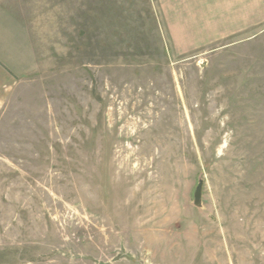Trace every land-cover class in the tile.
Instances as JSON below:
<instances>
[{"label":"rangeland","instance_id":"1","mask_svg":"<svg viewBox=\"0 0 264 264\" xmlns=\"http://www.w3.org/2000/svg\"><path fill=\"white\" fill-rule=\"evenodd\" d=\"M168 1L0 0V264H264V21Z\"/></svg>","mask_w":264,"mask_h":264},{"label":"crops","instance_id":"2","mask_svg":"<svg viewBox=\"0 0 264 264\" xmlns=\"http://www.w3.org/2000/svg\"><path fill=\"white\" fill-rule=\"evenodd\" d=\"M192 1V0H189ZM187 0H169L167 5L173 4L174 9H181ZM222 3L224 9L229 10L238 7L242 13L236 27L226 29V35H234V32L251 29L264 21V0H193L192 7L201 13L203 9H214V3ZM175 25L174 29H183L182 22ZM21 25L16 18L7 11L0 13V85L5 80L14 79L20 75L24 68H30L31 55L27 38L21 35Z\"/></svg>","mask_w":264,"mask_h":264},{"label":"water","instance_id":"3","mask_svg":"<svg viewBox=\"0 0 264 264\" xmlns=\"http://www.w3.org/2000/svg\"><path fill=\"white\" fill-rule=\"evenodd\" d=\"M193 204L196 206L201 205V192H200V187H197L194 192V201Z\"/></svg>","mask_w":264,"mask_h":264}]
</instances>
